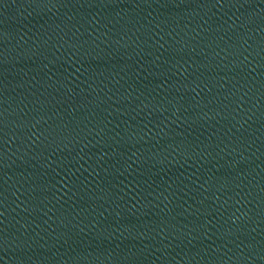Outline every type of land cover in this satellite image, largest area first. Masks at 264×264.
<instances>
[{
	"label": "water",
	"instance_id": "water-1",
	"mask_svg": "<svg viewBox=\"0 0 264 264\" xmlns=\"http://www.w3.org/2000/svg\"><path fill=\"white\" fill-rule=\"evenodd\" d=\"M0 264H264V0H3Z\"/></svg>",
	"mask_w": 264,
	"mask_h": 264
},
{
	"label": "snow or ice",
	"instance_id": "snow-or-ice-1",
	"mask_svg": "<svg viewBox=\"0 0 264 264\" xmlns=\"http://www.w3.org/2000/svg\"><path fill=\"white\" fill-rule=\"evenodd\" d=\"M0 3H3V0H0Z\"/></svg>",
	"mask_w": 264,
	"mask_h": 264
}]
</instances>
